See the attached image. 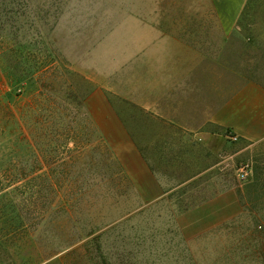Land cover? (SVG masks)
<instances>
[{"label": "rangeland", "instance_id": "374dc122", "mask_svg": "<svg viewBox=\"0 0 264 264\" xmlns=\"http://www.w3.org/2000/svg\"><path fill=\"white\" fill-rule=\"evenodd\" d=\"M130 3L0 0V264H264V0L182 33L232 47L169 91L104 31Z\"/></svg>", "mask_w": 264, "mask_h": 264}, {"label": "crops", "instance_id": "0c3cea01", "mask_svg": "<svg viewBox=\"0 0 264 264\" xmlns=\"http://www.w3.org/2000/svg\"><path fill=\"white\" fill-rule=\"evenodd\" d=\"M131 1L130 8L119 6L115 12L104 11L103 16L106 18L103 21L107 26L104 31L120 33V40L126 39L129 42V47L142 49V54L138 51L139 60H142L144 64V72L150 74L154 81L155 90L153 91H169L167 89V80L169 79H214L216 58L223 60L227 53L226 47H232L229 40L183 39L184 34L182 33L196 31V28L200 29L201 27L205 31H220L229 34L236 27L234 19L245 14L250 0ZM174 16L229 17V22L207 25L168 23V17ZM169 48L172 50L170 53ZM246 52L245 56L247 55ZM169 57L175 60V69L172 68L171 70L177 74L168 77ZM243 64L245 69V63ZM261 70L263 69L260 68L258 71L261 72ZM240 76L244 80L240 91H264L262 84H248L247 75L241 74ZM177 91L194 90L184 83L179 85ZM203 91H208V89ZM246 101L247 96L245 95L243 102L246 103ZM179 125L184 128L189 124L180 123ZM203 126H208V124L204 123Z\"/></svg>", "mask_w": 264, "mask_h": 264}, {"label": "built area", "instance_id": "2783aa9c", "mask_svg": "<svg viewBox=\"0 0 264 264\" xmlns=\"http://www.w3.org/2000/svg\"><path fill=\"white\" fill-rule=\"evenodd\" d=\"M251 175V169L249 166L241 168L238 172V178L240 181H247Z\"/></svg>", "mask_w": 264, "mask_h": 264}]
</instances>
